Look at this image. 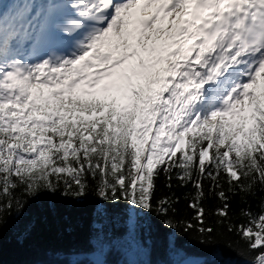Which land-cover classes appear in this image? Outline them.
Here are the masks:
<instances>
[{
	"label": "snow or ice",
	"instance_id": "obj_1",
	"mask_svg": "<svg viewBox=\"0 0 264 264\" xmlns=\"http://www.w3.org/2000/svg\"><path fill=\"white\" fill-rule=\"evenodd\" d=\"M45 196L61 264H153L152 216L162 264H264V0H0V237Z\"/></svg>",
	"mask_w": 264,
	"mask_h": 264
},
{
	"label": "trees",
	"instance_id": "obj_2",
	"mask_svg": "<svg viewBox=\"0 0 264 264\" xmlns=\"http://www.w3.org/2000/svg\"><path fill=\"white\" fill-rule=\"evenodd\" d=\"M159 190L167 192L164 185V177L157 181ZM180 193L191 192V186L178 190ZM54 199L55 206L49 204ZM251 210L259 212V200L251 199ZM219 201L216 198L206 199V207L214 209ZM186 202L181 201L178 205L182 215H190L191 210L186 208ZM232 216L239 223L246 218L240 216V209L246 207L239 195L231 200ZM154 230L151 233L153 253L151 260L153 264H162L167 260L165 251V238L170 235L171 230L160 226L159 220L151 217ZM182 243L193 251L203 250V246L195 240L180 237ZM87 242V217L80 204L63 199L59 196L52 198L45 196L33 201L19 220H11L3 228L0 237V264H61L60 250L73 247H82ZM226 252L227 259L241 261L234 253ZM140 250H129L127 259L140 261L142 259ZM241 264L243 262L241 261Z\"/></svg>",
	"mask_w": 264,
	"mask_h": 264
}]
</instances>
